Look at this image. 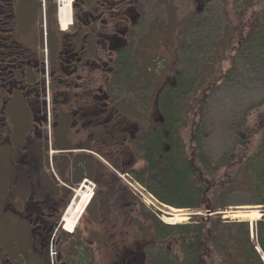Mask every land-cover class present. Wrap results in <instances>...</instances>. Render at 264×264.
I'll list each match as a JSON object with an SVG mask.
<instances>
[{
  "label": "flooded vegetation",
  "instance_id": "flooded-vegetation-1",
  "mask_svg": "<svg viewBox=\"0 0 264 264\" xmlns=\"http://www.w3.org/2000/svg\"><path fill=\"white\" fill-rule=\"evenodd\" d=\"M215 6L216 0H0V264H151L145 249L154 242V223L146 239L125 229L135 218L127 204L135 197L123 192L119 177H132L146 135L165 125L155 115L158 98L181 71L156 91L151 83L147 119L124 113L139 105L121 102L131 91L125 80L143 51L150 62L167 61L166 32L186 34ZM143 44L150 48L140 51ZM82 185L93 190L86 212L101 202L98 225L79 223L69 234L62 218ZM257 245L264 255L263 229Z\"/></svg>",
  "mask_w": 264,
  "mask_h": 264
},
{
  "label": "rangeland",
  "instance_id": "rangeland-1",
  "mask_svg": "<svg viewBox=\"0 0 264 264\" xmlns=\"http://www.w3.org/2000/svg\"><path fill=\"white\" fill-rule=\"evenodd\" d=\"M186 8L188 9L187 13L190 12L191 4H187ZM263 11L264 4L258 0L257 2L256 0H216L215 9L202 17V19L207 20L208 26L200 35L201 43L198 45V48H201L200 53L190 55L189 52L184 50L183 47H186V43L189 44L188 42L193 39L188 34V30L186 34L185 32L180 34L176 29H173L169 31L170 33L166 32L165 35L168 40V53L170 56L167 61L162 63L159 60H157L159 62H150L145 51L142 52V56L132 60V66L130 65L129 68V82H127L128 80H125L126 83L124 82L125 86L129 87L131 91H125L121 102L132 101L134 104L139 103V105L134 106V108L126 107L124 113L129 118L137 116L139 119H147L149 112L147 97L151 95V98H153V85H155L156 91V87L160 83L165 80L169 83L172 80L177 69L186 70V72L190 70V74L187 73V75L193 81V87L190 92L184 94L179 105V118L181 121H176V123H180L177 128L180 141L184 148L189 146L192 133L190 121L193 120L192 124H194L196 134L199 136L201 148L213 167H217V163H220L224 157H228L236 151V160L232 167L225 169L218 165L220 166L216 169L218 176L212 182L213 186L208 193L209 198L212 199L215 193L223 191L221 190L222 185L219 186V189L216 185L219 181H222L224 172L230 173L233 171L232 174L237 176V183H242L240 187L236 186L228 191L226 197H224V203L227 204V207L220 211V217L216 215L218 211L209 214L208 212L210 211L203 209H179L184 211V215L172 221V224L167 223L166 214L158 210H155L157 214H154L152 211L145 209L144 205L136 197L134 198L135 202L130 203L131 201L127 197L129 195H124V202L129 200L127 204L132 209V211H129L131 212L130 214L135 216V218L133 217L132 227L129 229L125 227L126 230L136 234L139 233L140 237L144 236L146 239L152 229H154L150 227V225L153 226L152 223L157 224L167 233L169 229L171 231V229L182 226L195 227L202 221H205V225L210 227L220 220L219 227L223 232L230 228L229 236L231 237H235V234L242 236L247 231L251 244L258 248L257 252L262 255L264 260V255L257 245V239H260L262 228L264 227V206H260L258 203L259 194L255 187L256 184H254L256 173L251 166L249 169L244 168L241 171L238 169L239 162L242 163L241 160L247 158V156H253L256 151L258 152L260 143L264 141V129L261 127L263 123L262 113H264V60L259 64L255 63L257 66L251 65L252 61L247 59V57L234 52L242 37V32L246 33L248 31L247 27H245L247 26L246 24L252 19V16L255 17L256 21L259 15L263 14ZM180 36L183 42L181 45ZM143 48L150 47L147 44H143L140 46V51ZM263 50L259 53L256 51V54L250 55L252 56L251 58L256 57V60H258V57L264 58ZM190 63H193L192 67L189 66ZM156 66H160L157 69L158 72H155ZM147 67L151 68L150 72L146 71ZM227 71L228 74L226 73L225 77L224 74ZM159 73L161 75L157 76ZM141 86L144 88L142 89ZM208 86H210L209 90L207 89ZM205 93H207L206 96H204L201 103H198L199 99L202 98V94ZM135 99H138V102ZM155 115L157 118L162 115V112L156 109ZM149 117L152 118L151 115ZM239 136L244 137V143L241 146L236 145L237 140L240 139ZM137 161L134 165L135 168H139L142 165V161ZM120 173L126 181H130L124 172ZM230 179L228 177L226 181L230 182ZM119 180L124 183L123 192L128 193L126 182L120 177ZM104 205L103 207H105ZM166 206L164 208L159 205V208L166 212L170 208L178 210V208ZM254 207L258 209L261 215L257 221H250L245 219V217L242 218V216H234L239 209H251ZM101 209V202L96 200L90 207L89 213L87 211L82 215L79 221L80 228H97ZM143 210L149 212L151 222L148 221L149 218L146 217ZM225 233L228 235L227 231ZM160 250L167 251V253L170 252L171 256L179 254L175 231L165 234L164 238H159L155 234L150 250L145 249L148 258L151 257L153 252H160Z\"/></svg>",
  "mask_w": 264,
  "mask_h": 264
},
{
  "label": "trees",
  "instance_id": "trees-1",
  "mask_svg": "<svg viewBox=\"0 0 264 264\" xmlns=\"http://www.w3.org/2000/svg\"><path fill=\"white\" fill-rule=\"evenodd\" d=\"M258 1H262L264 4V0ZM246 25L248 31L242 32V37L234 52L244 55L243 57L252 61L251 65L257 66L256 64L261 63L264 58L258 57L256 60V57L251 58L250 55L264 49V11L256 21L252 16ZM207 26V20L202 19L195 21L188 30V34L193 39L183 48L190 55L201 52V48H198L201 43L200 35ZM191 65L193 63H190L189 66ZM180 71L175 85L164 90L158 98L159 111L162 112L161 116L165 119V125H157L155 132L146 135L142 165L136 170H131L129 174L146 186L163 204L178 209H203L215 213L218 211L216 215L220 217V211L227 207L224 197L232 188L240 187L242 182L237 183V176L232 174L233 171L224 172L222 181L216 185L218 189L222 185L221 190L223 191L215 193L212 196L213 200L208 197V193L213 186L212 182L218 176L216 174V169L220 167L218 165L225 169L232 167L235 164L236 151L230 156L224 157L220 163H217V167H213L201 148L199 136L192 124L193 120L190 121L192 133L189 146L184 148L177 130L180 123H176V121L180 120V102L184 94L192 90L193 81L187 75V73L190 74V70L186 72L181 69ZM226 73L228 74V71L225 72V77ZM209 88L210 86L207 87L208 90ZM207 93L202 94L198 103H201ZM262 120L261 127L264 129V113H262ZM239 137L240 139L236 142L237 146L244 143V137ZM258 149V152L256 151L253 156L250 155L241 160L242 163L239 162L238 169L241 171L244 168L249 169L250 166L254 169L256 173L254 184H256L255 187L259 194L258 203L260 206H264V141L260 143ZM228 177L231 178L230 182L226 181ZM204 222H199L195 227L182 226L171 229L177 235L179 254L171 256L167 251H155L151 256V264H262L249 240L247 231L242 236L235 234V237H231L229 236L230 228H225L228 232L226 235V231L223 232L219 227L220 220L210 227H207ZM126 224L128 227H132V224L128 225V222ZM262 229L264 230V228ZM171 231L169 229L166 233L164 229L154 223V233L159 238H164V235Z\"/></svg>",
  "mask_w": 264,
  "mask_h": 264
},
{
  "label": "bare ground",
  "instance_id": "bare-ground-1",
  "mask_svg": "<svg viewBox=\"0 0 264 264\" xmlns=\"http://www.w3.org/2000/svg\"><path fill=\"white\" fill-rule=\"evenodd\" d=\"M63 12V11H62ZM62 16V15H61ZM87 185H82V190L84 191V188H86ZM81 192V191H80ZM86 193V196H85ZM85 193H79L77 195V198L73 201L72 205L68 208L67 212L64 215V221H66V229L68 231H71V229L77 224V218L79 214L81 213L84 205L87 202V199L89 197V190H85ZM90 202V201H89ZM237 213L234 216H242L245 217L247 220H258L261 215L256 207L251 209H239L236 211ZM168 215V216H166ZM165 219L167 220V223L172 224L174 220H177L178 217L184 215L183 210H177L170 208L166 212ZM177 222V221H175Z\"/></svg>",
  "mask_w": 264,
  "mask_h": 264
},
{
  "label": "built area",
  "instance_id": "built-area-1",
  "mask_svg": "<svg viewBox=\"0 0 264 264\" xmlns=\"http://www.w3.org/2000/svg\"><path fill=\"white\" fill-rule=\"evenodd\" d=\"M127 184L129 185L133 194L136 195L148 209H150L152 212H155V210L161 211V209L159 208L160 203L156 200V198L150 192L146 190L145 187H143L139 183L132 181V180L128 181ZM86 189L89 190L90 192L89 197L87 199V202H88L93 190L92 188H89V187H87ZM75 193L76 195H78L79 193L83 194L85 192L80 187ZM85 196H86V193H85ZM65 224H64V227H66Z\"/></svg>",
  "mask_w": 264,
  "mask_h": 264
},
{
  "label": "crops",
  "instance_id": "crops-1",
  "mask_svg": "<svg viewBox=\"0 0 264 264\" xmlns=\"http://www.w3.org/2000/svg\"><path fill=\"white\" fill-rule=\"evenodd\" d=\"M90 201H91V200H90ZM88 207H89V206H88ZM86 210H87V209H86ZM86 210H85V212H86ZM85 212H84V213H85Z\"/></svg>",
  "mask_w": 264,
  "mask_h": 264
}]
</instances>
